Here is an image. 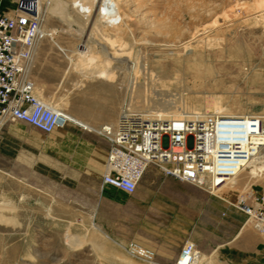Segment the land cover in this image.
Masks as SVG:
<instances>
[{
	"label": "rangeland",
	"instance_id": "obj_1",
	"mask_svg": "<svg viewBox=\"0 0 264 264\" xmlns=\"http://www.w3.org/2000/svg\"><path fill=\"white\" fill-rule=\"evenodd\" d=\"M16 1L4 0L7 11ZM44 1L47 35L39 45L57 43L68 51L67 55H56L52 49L42 48L40 53L50 62L49 68H43L41 80L32 69L37 94L64 110L75 123L93 126L79 118L94 119L100 122L94 126L98 129L115 124L122 111H129L130 77L125 74L130 69L122 71L126 78L121 80L92 67L97 62L89 64L87 54L96 55L104 43L96 42L97 46L95 39L87 41L75 25L51 13L49 2ZM65 1L80 9L75 16L102 22L101 30L94 31L95 38L104 31L118 43L128 44L133 58L141 51L139 60L163 81L153 84L135 68L136 80L155 87L162 99L151 101L150 92L138 85L128 105L131 111L176 112L180 106L196 108L209 103L210 111L220 105L235 114L264 115V0H100L90 14L85 13V4ZM75 18L72 14L71 20ZM67 66L63 83L51 89L50 84L58 86L59 80L50 72L64 73ZM75 123L51 133L21 121L8 120L1 126L0 201L8 204L11 220L0 223V264H145L126 250L123 238L131 235L125 233L123 223L118 232L117 209L132 201L133 194L102 182L95 185L94 193L76 187V182L88 180L74 179L78 164L64 161L70 154L83 151L82 128ZM30 129L39 144L34 153L21 147L31 138ZM13 139L25 141H17L13 152L10 148L6 151V142L11 145ZM259 163L264 164V159L255 164ZM159 172L146 175L139 188L188 187L194 192L189 195L190 202L219 209L215 219L205 224L215 233L220 226L219 264H264L259 257L264 235L233 204L241 193H264L259 185L264 183V165L246 169L215 193L191 183L169 181ZM193 224L203 226L199 212L190 217V227ZM203 255L210 264H216L213 254Z\"/></svg>",
	"mask_w": 264,
	"mask_h": 264
},
{
	"label": "built area",
	"instance_id": "obj_2",
	"mask_svg": "<svg viewBox=\"0 0 264 264\" xmlns=\"http://www.w3.org/2000/svg\"><path fill=\"white\" fill-rule=\"evenodd\" d=\"M44 8V0H17L11 11L0 10V128L11 120L51 133L72 122L64 110L37 94L31 75L39 43L46 36ZM101 134L110 142L103 185L133 194L144 175L155 168L215 193L233 182L261 151L264 115L213 110L192 116H150L125 110L115 124H104ZM233 204L264 235V193H241ZM125 248L145 264H160L151 248L136 241ZM174 264L209 262L196 243L187 240Z\"/></svg>",
	"mask_w": 264,
	"mask_h": 264
},
{
	"label": "crops",
	"instance_id": "obj_3",
	"mask_svg": "<svg viewBox=\"0 0 264 264\" xmlns=\"http://www.w3.org/2000/svg\"><path fill=\"white\" fill-rule=\"evenodd\" d=\"M3 2L4 0H0V10L7 11ZM45 47L52 49L56 55H67L66 52L68 51V48L57 43L40 44L33 68V72H35V76L39 80H41L42 74H44L43 68H49L48 63L50 60L44 58V55L40 53L42 48ZM67 68L68 66L64 73L54 69L53 72H50L52 78L59 80L58 86L50 84L51 89H58L63 83L64 77L68 73ZM79 119L87 121L93 126L100 125V122L94 119ZM76 125L82 128L81 140L78 135L77 137L82 143L81 146L83 147V151L70 154L64 161L78 164L75 169H77L79 173L76 174L77 176H74V179L81 178L84 180L86 178L88 180V182H76V187L82 189L87 188L88 190H84L85 193H94L96 189L95 185L101 182L104 173L110 142L103 134L94 130L84 129L83 126L79 124ZM29 135L31 138H28L26 145L23 144L21 147L26 148L28 152L34 153L38 150L39 144L35 138V134L31 132V129ZM17 141L23 143L25 140L13 139L11 145L6 142L5 150L8 151L10 148L11 152H13V150L18 147V145H16ZM102 164H104L103 168ZM263 165L264 164L259 163L256 165L253 163L244 168L243 171L250 168L255 169L257 167H263ZM156 170L155 168H151L144 177L146 175L153 176ZM166 177L170 178L167 179L169 181H173V179L177 180L170 176ZM254 185L253 183L252 186ZM259 185L260 190L264 191V183ZM139 186L134 192L135 194L133 193L132 201L120 206L116 212L118 232L120 233V226L121 223H123L125 233L131 235L129 238H123L125 241H123L124 243L127 244L130 240L136 241L143 246L151 248L155 252L156 259L160 264H174L185 242L187 240H193L202 254L203 252L208 255L213 254L214 262L216 264L221 262L220 226L218 224L216 233L214 229L209 230L205 228V224L210 223V218L213 220L215 219V215H217L216 212H219L218 208L213 205H207L205 207L204 203L198 204L197 202H190L189 195L194 194V192L188 187L150 186L139 188ZM198 212L199 220L203 226H195L193 224L191 225L192 227H190V217L196 216ZM259 251V257L264 261V248ZM207 261L209 262V260ZM230 261L235 263L232 260Z\"/></svg>",
	"mask_w": 264,
	"mask_h": 264
},
{
	"label": "bare ground",
	"instance_id": "obj_4",
	"mask_svg": "<svg viewBox=\"0 0 264 264\" xmlns=\"http://www.w3.org/2000/svg\"><path fill=\"white\" fill-rule=\"evenodd\" d=\"M49 2V11H51V13L57 15L58 17H60L61 19L67 20L71 25H75L76 29L79 30L78 32H81L82 35L84 36V38L88 41L91 38L95 39V45L98 46V44L96 42H100L102 41L103 44V50H100L99 53H97L96 55H91V54H87L86 57V61L92 65V63L97 62V66H92L94 68L97 69H102L105 72H109V73H113L114 75H116V77H121V80H124L126 78V76H122V71L126 70V69H130V73L129 74H125L128 75L129 78V86H128V90L130 93V100L129 102L126 103V109L131 111V108L128 106L130 105L129 103L131 102V94L133 92V90H135L137 88L138 85H140L142 88L147 89L150 94H151V101L154 99H162L160 98V96L157 95V91L155 89V87H148L146 84V81L143 82H139L138 80H136L138 77L136 75V69H139L145 76L146 79L150 80L153 84H156L157 81L163 83V81L158 77V75L156 74V71H154L153 69L150 68L149 65H147L146 63H142L141 60H139L138 54L140 56V52H137V55L133 58V51L128 50L127 45L128 44H124L122 41L118 43V40L110 34H105V33H101V35L97 38H95L93 36L94 31L96 28L100 29V26L102 24V22L95 20L94 18H83L80 15H74L75 13L78 14L77 10H80L77 5L72 6L71 4L67 3L65 0H47ZM79 2V5H86V14H90L93 10V7L98 6V3L100 0H77ZM97 1V5H94V3ZM70 10V11H69ZM95 11V8H94ZM105 11V9H104ZM46 15H47V10L45 9ZM75 18V20H71V16L72 14ZM82 13V11H81ZM87 16V15H86ZM86 20V25L83 22L84 20ZM81 19V20H80ZM83 20V21H82ZM74 27V26H73ZM101 30V29H100ZM106 30V29H104ZM44 32L47 35L46 32V28L44 27ZM107 32V31H106ZM110 48H114V50L112 51ZM133 48V47H132ZM94 53V52H93ZM132 53V55H131ZM119 63L118 65H113V63ZM117 68V69H116ZM136 68V69H135ZM109 78V77H108ZM164 84V83H163ZM182 97V96H181ZM45 101V100H44ZM159 101V100H158ZM216 101V100H214ZM47 104L51 105L52 107L56 108V109H60L57 105H54L48 101H45ZM209 103L206 106L203 107H196L193 108L192 106L186 105L184 107L180 106L178 107V111L176 110V112H172V110H170L169 112L167 111H160L158 109H148V111L150 112H143V111H138L135 113H140V114H144V115H166V116H192V115H200V114H206L208 112H210V110H208L209 107ZM216 106V104L214 105ZM217 111H222L226 114H230V115H237L235 113H231L230 111H225L223 110V106H216V108H214ZM175 111V110H174ZM133 112V111H132ZM64 113H66L64 111ZM67 115V114H66ZM244 115H254L251 113H247ZM68 117H70L69 115H67ZM70 119L72 120V122L75 123V120L73 118L70 117ZM4 123H2L3 125ZM76 124H79L81 126H83L84 129H88V130H94L97 131L98 133H102V127L100 129L95 128L94 126H90V125H85L82 122H76ZM1 125V126H2ZM262 152H264V146L262 147L261 151L255 156L253 157V159L247 163L245 165L244 168H246L247 166H249L252 163H258L261 160L264 159V153L262 154ZM243 168V170H244ZM242 170V171H243ZM8 204L4 201H0V223H7L11 220V217H9V215H7V210H8ZM12 207V206H11ZM13 218V217H12ZM80 238L84 241H88V239H86V237H81ZM94 236H91V240L93 241ZM202 254V253H201ZM202 257L204 258L203 254Z\"/></svg>",
	"mask_w": 264,
	"mask_h": 264
},
{
	"label": "flooded vegetation",
	"instance_id": "obj_5",
	"mask_svg": "<svg viewBox=\"0 0 264 264\" xmlns=\"http://www.w3.org/2000/svg\"><path fill=\"white\" fill-rule=\"evenodd\" d=\"M134 194H135V193H134ZM134 194H133V195H134Z\"/></svg>",
	"mask_w": 264,
	"mask_h": 264
}]
</instances>
